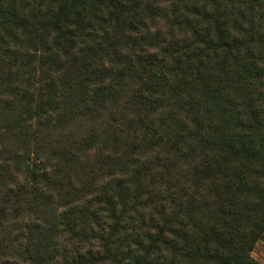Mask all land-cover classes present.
Returning a JSON list of instances; mask_svg holds the SVG:
<instances>
[{
    "label": "trees",
    "instance_id": "obj_1",
    "mask_svg": "<svg viewBox=\"0 0 264 264\" xmlns=\"http://www.w3.org/2000/svg\"><path fill=\"white\" fill-rule=\"evenodd\" d=\"M264 0H0V264H264Z\"/></svg>",
    "mask_w": 264,
    "mask_h": 264
},
{
    "label": "rangeland",
    "instance_id": "obj_2",
    "mask_svg": "<svg viewBox=\"0 0 264 264\" xmlns=\"http://www.w3.org/2000/svg\"><path fill=\"white\" fill-rule=\"evenodd\" d=\"M250 254L256 261L264 263V229L262 235L253 244Z\"/></svg>",
    "mask_w": 264,
    "mask_h": 264
}]
</instances>
